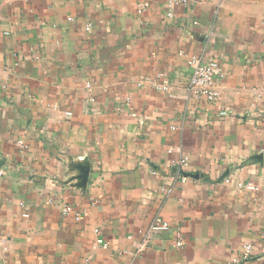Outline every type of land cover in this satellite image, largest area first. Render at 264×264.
Listing matches in <instances>:
<instances>
[{"label": "crops", "instance_id": "1", "mask_svg": "<svg viewBox=\"0 0 264 264\" xmlns=\"http://www.w3.org/2000/svg\"><path fill=\"white\" fill-rule=\"evenodd\" d=\"M199 2L0 0V264H264V0Z\"/></svg>", "mask_w": 264, "mask_h": 264}, {"label": "built area", "instance_id": "2", "mask_svg": "<svg viewBox=\"0 0 264 264\" xmlns=\"http://www.w3.org/2000/svg\"><path fill=\"white\" fill-rule=\"evenodd\" d=\"M199 0H167L165 4L164 16L167 19L173 17L174 10L178 5H188V4H199ZM149 7L147 1H144L138 4L136 11L137 13H142L146 11ZM188 66L190 67V75L188 80V86L190 92H192L195 96L206 98L209 101H215L219 97V87L216 84L215 77L219 74V66L214 61H204L199 57L190 56L187 59ZM167 81L164 82L163 87L166 89ZM66 116L70 115V112H65ZM17 145L21 149H25L27 147L26 143L23 140H18ZM188 163V157L186 155L181 156L178 160L172 162L174 169L180 167V169H184V167ZM181 182L186 180L187 173L185 171L181 172ZM248 188H254L251 184L244 185ZM72 206L68 203H64L62 205V211L64 213H68L72 211ZM167 225L165 223L157 222L152 225V230H161L165 229ZM98 244L105 246L104 242L99 239ZM147 240L145 239L142 244L139 246V251L144 249L146 246ZM177 245H181V242L178 241ZM245 251H249V247L245 246Z\"/></svg>", "mask_w": 264, "mask_h": 264}]
</instances>
